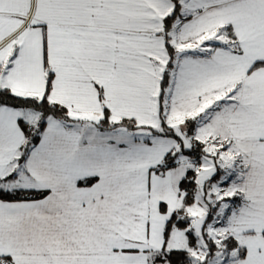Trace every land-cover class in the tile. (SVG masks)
Returning <instances> with one entry per match:
<instances>
[{
  "label": "snow or ice",
  "instance_id": "1",
  "mask_svg": "<svg viewBox=\"0 0 264 264\" xmlns=\"http://www.w3.org/2000/svg\"><path fill=\"white\" fill-rule=\"evenodd\" d=\"M0 264H264V0H0Z\"/></svg>",
  "mask_w": 264,
  "mask_h": 264
}]
</instances>
